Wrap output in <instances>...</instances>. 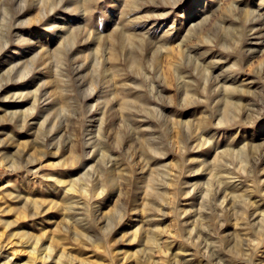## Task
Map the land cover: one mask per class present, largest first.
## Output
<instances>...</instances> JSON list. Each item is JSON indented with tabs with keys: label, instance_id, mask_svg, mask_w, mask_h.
<instances>
[{
	"label": "rangeland",
	"instance_id": "obj_1",
	"mask_svg": "<svg viewBox=\"0 0 264 264\" xmlns=\"http://www.w3.org/2000/svg\"><path fill=\"white\" fill-rule=\"evenodd\" d=\"M3 1L0 264H264V0Z\"/></svg>",
	"mask_w": 264,
	"mask_h": 264
},
{
	"label": "bare ground",
	"instance_id": "obj_2",
	"mask_svg": "<svg viewBox=\"0 0 264 264\" xmlns=\"http://www.w3.org/2000/svg\"><path fill=\"white\" fill-rule=\"evenodd\" d=\"M37 1V3H40V4H42V3H44L45 2V0H31V2H36ZM263 1V0H262ZM4 1L3 0H1V2H0V6H1V4L3 3ZM90 2V1H89ZM16 3V2H15ZM174 3H176V2H173V4ZM14 4V3H13ZM20 4V3H19ZM36 4V3H35ZM19 6V5H18ZM6 8H8L7 6H6ZM3 9V11H4V13L6 12V9L5 8H2ZM18 10H19V8H18ZM17 10V11H18ZM14 12H16L15 10H14ZM13 15V14H12ZM14 16V15H13ZM206 16V15H205ZM205 16H204V19H206L205 18ZM66 17V16H65ZM208 18V17H207ZM54 20V19H53ZM200 21H201V19H200ZM196 23H198V22H196ZM195 23V25H197V28L198 27H200V26H198L199 24H196ZM201 23V22H200ZM202 24V23H201ZM194 25V24H193ZM65 28V27H64ZM70 28V27H69ZM68 31V30H67ZM66 33H69L68 35L71 37V38H74L75 37V33H74V31H73V28L72 29H69V31L68 32H66ZM128 33V32H127ZM129 35H130V37H132V38H134L135 36H136V33H134V32H131V33H128ZM17 35H19L20 36V34H17ZM67 35V36H68ZM18 36V37H19ZM17 37V38H18ZM69 37V38H70ZM69 40V39H68ZM132 40V39H131ZM25 41H26V39L25 38H23V37H21V38H18V39H16V41H15V43H13V46L11 45H9V40H7V39H5V40H1L0 41V65H3V66H5V68H4V70H5V72L6 73H8V75H10L11 73H13L14 71L16 72V73H18L19 75H20V77H23L24 75H26V74H28L29 73V71L30 70H28V67H29V65H28V61H29V58L27 59L26 57H27V55L25 54V49L26 48H28L29 47V45L28 44H26L25 43ZM133 41V40H132ZM32 50V49H31ZM57 51H59L60 52V50H59V48H57ZM52 52V51H51ZM30 55H31V53H30ZM32 64H33V62H32ZM32 66V65H31ZM32 69V68H31ZM2 75H0V77H1ZM79 78V77H78ZM211 80V79H210ZM52 81V80H51ZM181 81V80H180ZM65 82H67V81H65ZM8 82L7 81H1L0 82V92L1 91H3V90H5L6 89V87H8L7 84ZM28 84V83H27ZM26 84V85H27ZM31 86V85H30ZM231 85H230V83L229 84H226V89H229V87H230ZM234 87V86H233ZM26 93H17V95L16 96H20V97H26V99L28 98V96L29 95H31V99H32V105H33V107L34 106H36V102H37V94H35V93H32V92H34L33 90H35V89H29L30 87H29V85L28 86H26ZM23 89H24V86H23ZM103 89H105V88H103ZM237 89V88H236ZM45 91V90H44ZM57 91V90H56ZM48 92V91H47ZM91 92H93V91H91ZM60 93V92H59ZM89 93V92H88ZM94 93V92H93ZM1 94V93H0ZM47 94V93H46ZM45 94V95H46ZM90 94H92V93H90ZM40 97V96H39ZM87 97V96H86ZM44 98H46V97H44ZM57 98V97H56ZM16 99V98H15ZM3 100V99H2ZM42 100V99H41ZM226 100H228V102H232V104L233 103H235L234 101H232V100H230V98H227ZM14 103V102H13ZM20 103H22V102H20ZM54 103V102H53ZM11 106V105H10ZM125 106H130V103L129 102H125ZM15 109L14 110H10L9 112L8 111H6V112H8L9 114H12V115H18V113L19 112H21L20 111V109L19 108H17V106H15L14 107ZM228 108V107H227ZM234 109V108H233ZM237 109V108H236ZM233 111H235V110H233ZM231 114V113H230ZM236 114V113H235ZM229 116V115H228ZM235 116V115H234ZM221 119H223L222 118V116H221ZM17 120H22V122H23V125H25V123H26V118H25V116H24V114H23V118H18ZM229 120V119H228ZM42 123V122H41ZM230 123V122H229ZM22 127V126H21ZM190 127V126H189ZM192 129V128H191ZM186 130V129H185ZM216 132V131H215ZM9 134V133H8ZM187 134V133H186ZM190 135V134H189ZM214 135V134H213ZM210 137H212V136H209V138H205L204 136H200L199 137V141L196 143V145L197 146H202L203 144H205V143H209V142H212L211 141V138ZM90 142V141H89ZM228 150V149H227ZM225 151V150H224ZM224 151H222V152H224ZM230 151V150H229ZM229 151H227V152H229ZM232 152V151H231ZM225 154H226V152H224ZM233 154H234V152H233ZM232 154V155H233ZM197 155V154H196ZM199 155V154H198ZM220 155H218V157H219ZM226 157V156H225ZM222 158H223V156H222ZM193 159V158H192ZM223 160H224V158H223ZM107 161V160H106ZM211 161V160H210ZM216 161V160H215ZM213 162V164H214V166H226V164H225V162H227V161H224V163H223V161L221 162V161H217V163L216 162ZM194 162V161H193ZM198 163V162H197ZM205 163V160L204 159H202L201 161H200V163L198 164L199 166L198 167H202V165ZM14 164V163H13ZM202 164V165H201ZM208 164L209 163H207V167H208ZM15 165V164H14ZM12 166V165H11ZM197 167V168H198ZM195 168V167H194ZM222 171V170H221ZM220 171V172H221ZM214 172H216V171H214ZM210 173V172H209ZM217 174V173H216ZM224 176V175H223ZM234 176V175H233ZM236 176V175H235ZM217 177H219V176H217ZM229 177V176H228ZM240 177V176H239ZM230 178V177H229ZM228 178V179H229ZM187 179V178H186ZM212 179V178H211ZM81 180V179H80ZM158 180V179H157ZM221 181V180H220ZM226 181H228V180H226ZM216 182V181H215ZM160 183V182H159ZM158 183V184H159ZM223 183V182H222ZM221 183V184H222ZM227 183V182H226ZM208 184V183H207ZM224 184V183H223ZM238 184V183H237ZM71 185H75V180H73V182H72V184ZM203 185V184H202ZM201 185V186H202ZM211 186V185H210ZM210 186H208L209 188H210ZM213 186V185H212ZM216 187H217V185H215ZM220 186V185H219ZM224 186V185H223ZM226 186V185H225ZM148 187V186H147ZM203 187V186H202ZM205 187H206V185H205ZM188 188V187H187ZM208 188V191L207 192H209V193H211V189L212 188H210L209 189ZM215 188V187H214ZM225 188V187H224ZM227 188V187H226ZM222 189V187H219V189L216 191V193L215 194H220L221 192L223 193V192H225L227 189ZM149 189V188H148ZM204 189H207V188H204ZM150 190V189H149ZM224 190V191H223ZM188 191V190H187ZM214 190H212V192H213ZM189 192H191L190 190H189ZM204 192H205V190H204ZM206 192V193H207ZM227 193V192H226ZM236 193V192H235ZM229 194V193H228ZM207 195V194H206ZM201 196H202V194H201ZM205 196V195H204ZM209 196V195H208ZM213 196V195H212ZM211 196V197H212ZM238 195H236V197H237ZM203 197V196H202ZM207 197V196H206ZM214 197V196H213ZM227 197V194H224V198H226ZM229 197V196H228ZM209 199V198H208ZM231 200H232V198H230ZM203 200H204V198H203ZM239 200V199H238ZM202 201V200H201ZM219 201H221V199L219 200ZM234 201H236L235 199H234ZM242 201H244V200H242ZM233 202V201H232ZM231 202V203H232ZM208 203V202H207ZM213 203V202H212ZM217 203V202H216ZM221 203V202H220ZM216 205V204H215ZM202 206H204V205H202ZM217 206V205H216ZM205 208V207H204ZM231 209V208H230ZM214 210V209H213ZM239 211V210H238ZM37 211H36V209H35V212L34 213H36ZM264 212V211H263ZM263 214H261V216H262ZM259 218H260V216H258ZM240 218V217H239ZM259 218H258V220H259ZM200 219H201V217H200ZM242 221V220H241ZM197 218H195L194 220H193V222L191 223L192 225H191V227H192V230H194V228L198 225L197 224ZM240 222V221H239ZM257 223H259V222H257ZM84 226V225H83ZM254 226V225H253ZM204 227H206V226H204ZM197 228V227H196ZM258 228V227H257ZM257 228H255V229H257ZM261 229H262V227H261ZM203 230V229H202ZM204 230L206 231L207 229H205L204 228ZM210 230V229H209ZM254 230V229H253ZM199 231H200V228H199ZM258 231V230H257ZM192 232L193 231H191L190 230V232H188L189 233V235H192ZM202 232H204V231H202ZM24 233H26V232H24ZM24 233H19L20 235L21 234H24ZM155 233V232H154ZM209 233H210V231H209ZM200 234V233H199ZM198 234V235H199ZM199 237V236H198ZM235 237V236H234ZM155 238V237H154ZM264 238V237H263ZM190 239V238H189ZM38 242V241H37ZM240 242V241H239ZM42 245V244H41ZM212 243H208V244H206L205 245V247L206 248H212ZM53 251H54V246H52V245H47V246H41V248L38 246V245H33L32 246V249H31V254L32 255H36V256H34V258H36L37 256L41 259V262L43 263L44 261H47L48 259H50V260H52V258H53ZM243 251V250H242ZM37 252V253H36ZM216 252V251H215ZM241 252V251H240ZM239 251H238V253H240ZM214 253V252H213ZM217 254V253H216ZM251 256V255H250ZM60 257L61 256H59L58 257V259H60ZM211 262V261H210ZM219 262V261H218ZM49 263V262H48ZM220 263V262H219Z\"/></svg>",
	"mask_w": 264,
	"mask_h": 264
}]
</instances>
